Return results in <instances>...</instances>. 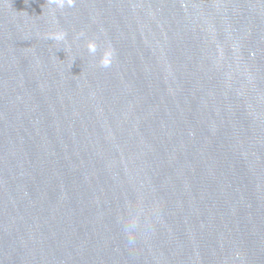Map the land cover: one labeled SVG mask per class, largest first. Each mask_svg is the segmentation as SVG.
I'll use <instances>...</instances> for the list:
<instances>
[{
    "label": "water",
    "instance_id": "1",
    "mask_svg": "<svg viewBox=\"0 0 264 264\" xmlns=\"http://www.w3.org/2000/svg\"><path fill=\"white\" fill-rule=\"evenodd\" d=\"M0 264H264V0H0Z\"/></svg>",
    "mask_w": 264,
    "mask_h": 264
},
{
    "label": "clouds",
    "instance_id": "2",
    "mask_svg": "<svg viewBox=\"0 0 264 264\" xmlns=\"http://www.w3.org/2000/svg\"><path fill=\"white\" fill-rule=\"evenodd\" d=\"M90 51H94V49H90Z\"/></svg>",
    "mask_w": 264,
    "mask_h": 264
}]
</instances>
